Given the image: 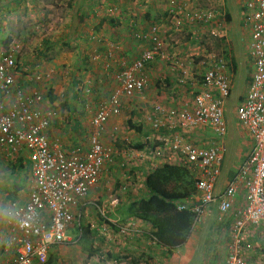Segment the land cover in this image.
<instances>
[{
  "label": "crops",
  "instance_id": "obj_1",
  "mask_svg": "<svg viewBox=\"0 0 264 264\" xmlns=\"http://www.w3.org/2000/svg\"><path fill=\"white\" fill-rule=\"evenodd\" d=\"M245 3L246 0H0V49L15 48L21 62L11 93L5 95L0 90L3 110L18 87L38 91L44 100L37 106L50 119L48 136L69 150L78 145L89 147L90 136L96 130L92 119L101 104L109 102L113 95H118L121 103L120 112L110 114L100 133L114 160L106 164L78 215L84 230L95 228L92 234L98 232L100 254L96 247L79 248L82 224L76 223L73 227H81L79 237L74 239L70 232L73 227L70 228L69 240L51 249L48 264H225L232 215H222L211 205L193 225L187 242L171 249L159 244L151 224L130 215L129 207L149 196L145 179L154 168L181 164L180 154L169 151V130L152 128L153 107H172L189 100L192 82L201 78L213 59L221 58L226 63L231 92L226 104L228 135L218 192L225 189L251 151L252 138L234 116L237 104L250 88L254 71L251 29L243 23ZM196 10H210L213 19L206 25L198 23L192 19ZM155 24L165 38L163 55H156L149 63L145 91L128 97L122 93L119 73L150 48L149 40L139 39L136 34L147 32ZM210 41L218 45L208 46ZM36 73L40 79L35 78ZM132 115L138 117L139 123L132 126L130 135L155 145L150 149L145 145L133 148L134 153L126 157L124 151L118 154L109 140L124 132L122 124ZM178 133L203 143L214 136L208 134L201 139L193 133ZM160 149L162 155L156 153ZM120 166H127L132 176L128 177V172L121 174ZM115 173L121 183L128 185L127 193L105 192ZM136 178H142L139 188ZM33 185L26 154L0 146V263L11 255L6 251L9 228L4 209L10 201L27 202ZM97 200L103 202L96 203L97 211L105 216L99 220L92 216L95 210L90 204ZM239 201L241 204L242 197ZM126 225L129 231L124 233L121 229ZM222 245L226 248L220 260Z\"/></svg>",
  "mask_w": 264,
  "mask_h": 264
},
{
  "label": "built area",
  "instance_id": "obj_2",
  "mask_svg": "<svg viewBox=\"0 0 264 264\" xmlns=\"http://www.w3.org/2000/svg\"><path fill=\"white\" fill-rule=\"evenodd\" d=\"M244 10L243 23L251 29L254 71L234 116L238 125L248 130L253 146L222 192H218L217 184L226 151V104L231 95L224 60L210 61L201 78L192 82L189 100L172 107L155 105L151 111L152 128L169 130V151L180 154V165L195 180V192L178 201V208L194 213L193 225L211 205L222 215H232L225 264H256L249 249L264 247V0H246ZM192 19L206 25L213 15L210 10H196ZM136 35L148 39L151 46L119 73L122 93L128 97L145 91L149 63L156 55L162 56L166 46L156 24ZM20 63L15 48L0 49V90L5 95L12 91ZM35 78L40 79V75L36 73ZM43 100L38 91L18 87L7 108L3 110L0 105V146L25 153L34 179L28 201H10L4 209L9 228L6 251L11 255L0 264H48L51 249L69 240L70 228L79 223L84 199L99 183L106 164L114 160L100 133L110 114L121 110L118 95L97 109L89 147L78 145L69 150L48 136L50 119L37 106ZM179 131L201 139L214 136L203 143L186 139ZM162 151L156 153L162 155ZM240 197L242 203L238 204ZM121 230L125 233L129 226Z\"/></svg>",
  "mask_w": 264,
  "mask_h": 264
},
{
  "label": "trees",
  "instance_id": "obj_3",
  "mask_svg": "<svg viewBox=\"0 0 264 264\" xmlns=\"http://www.w3.org/2000/svg\"><path fill=\"white\" fill-rule=\"evenodd\" d=\"M145 185L149 196L132 202L130 215L150 223L159 244L171 249L182 246L193 228L194 213L176 203L195 192L193 175L182 165L162 164L146 175Z\"/></svg>",
  "mask_w": 264,
  "mask_h": 264
},
{
  "label": "rangeland",
  "instance_id": "obj_4",
  "mask_svg": "<svg viewBox=\"0 0 264 264\" xmlns=\"http://www.w3.org/2000/svg\"><path fill=\"white\" fill-rule=\"evenodd\" d=\"M210 45L213 46V47H216L218 44H217L216 41H213V42L210 41V43L208 44V46H210ZM80 79H82V78H80ZM80 79H79V81H81ZM76 82H77V80H76ZM162 85L164 87H166V85H164V83H162ZM138 123H139L138 117H134L133 115L132 116H128L124 120V123L122 124V127H123L122 131H124V132L120 133L116 137V139H114L113 137L110 138L109 143H112L113 144V146L117 149L118 154H119V151L120 152L124 151L123 156L129 157V156H131L132 153H134L133 152V148H136L137 147L139 149L138 146L141 147V146H144L145 145V146L148 147V149H150V146L152 147V145H155V144H153L151 142L144 143L142 141H145V140L142 139L141 141H139L138 140V136H131L130 135V132L133 130V127L132 126L133 125H138ZM134 130H136V129H134ZM125 136H127V137H125ZM133 137H134V139H137V140H134ZM126 138H128V140H126ZM113 151H114V149H113ZM120 167H121L120 168V171H122V172H120L121 174L128 172V177L132 176V173L130 172V170L127 169L128 168L127 166H125V167L120 166ZM113 178H114V180L110 183L109 188H107V190H105V192L106 193H127L126 192L127 191L126 190V187L128 185L121 183L120 182V179L121 178H119L116 173H115V175H113ZM135 181H136V187L139 188V184H141L142 178H140V179H137L136 178ZM123 186L125 188H124V190H121V187H123ZM96 203H99L101 205L103 202L101 200L100 201L97 200V202L93 201V202L90 203V204L93 205L94 210H95V212L92 213V216L96 220H99L100 217L104 218L105 216H101L100 215V212L97 211V207H96L97 205H96ZM122 210H124V209H122ZM121 215H123V214H121ZM80 223L81 222H79V224ZM75 225H76V223H75ZM80 225H79V227L76 226V228L73 227L71 229V231H70L73 234L74 239H76L77 237H79V235L81 233V231L78 230L79 228H81ZM83 227H85V225L82 224V235L81 236H82L83 239L81 241V245L79 246V248L82 247L84 249L89 250V249H94L96 247V249H95L96 253L97 254H100V246H99L100 237H99L98 232L95 230V233L92 234V231L95 228H92L91 231L90 230L86 231V230H84ZM95 239L97 240V242H96ZM94 244H95V246H94ZM222 246H223V249L220 252H218V256L220 257L218 259H220V260H221L222 255H224V249L226 248L225 245H222ZM249 254L253 256V259H254V261H255L256 264H264V247H261V246L259 247V246L256 245L255 247L249 249Z\"/></svg>",
  "mask_w": 264,
  "mask_h": 264
}]
</instances>
